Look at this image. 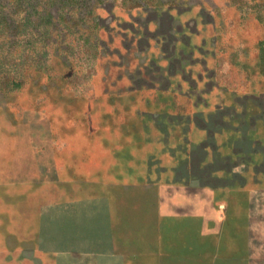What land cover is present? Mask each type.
Wrapping results in <instances>:
<instances>
[{"label":"rangeland","instance_id":"1","mask_svg":"<svg viewBox=\"0 0 264 264\" xmlns=\"http://www.w3.org/2000/svg\"><path fill=\"white\" fill-rule=\"evenodd\" d=\"M133 92L201 131L157 184ZM0 264H264V0H0Z\"/></svg>","mask_w":264,"mask_h":264},{"label":"crops","instance_id":"2","mask_svg":"<svg viewBox=\"0 0 264 264\" xmlns=\"http://www.w3.org/2000/svg\"><path fill=\"white\" fill-rule=\"evenodd\" d=\"M133 93L135 94L128 95L131 101L128 109H132L130 111L131 113L125 115L124 121L120 124V127L124 126V128L129 130L127 136L138 137V139L141 140V145H139V147H131L129 142L121 143L118 151L120 154L114 157L112 166L122 168L120 170L124 178L121 180L123 183H128L129 181V183H133L134 185L155 183L157 180L173 177L175 175L173 168L182 160H188L187 156H189V152L187 149L189 148L190 151V148L196 145L193 143V140L201 131L194 125L191 126L190 122L187 121L186 123L181 121L178 124L175 122L167 123L168 121L163 120L165 119L164 116L162 120H159L157 123L158 126L160 125V128H156L155 122L150 121L148 115L144 112L136 111V105H134V103L137 104L139 101L134 102L132 99L139 94H136L138 92ZM118 105L120 104L118 103ZM116 107L118 108V106ZM127 122L130 123L128 124ZM181 126L182 128L186 127L187 130L183 135V138L186 139L185 142H180V139H175V137L178 138L175 129ZM181 143H184L186 147L184 156H182V153L178 152L177 149L175 151V148L179 147ZM172 151L175 152L173 153ZM69 162V164L67 163L65 165L55 164V173L57 176H60V182L67 179L74 180L78 177L79 165L77 166V160L70 158ZM79 162L80 164H84L86 169L92 167L91 160L87 156L84 163L83 160ZM82 175H84L83 179H86V183H88L89 180L91 182L93 181V172H85ZM96 176L102 179L104 178L102 174H96ZM125 177L127 179H125ZM141 179L145 180V182H142ZM213 193H215V190L211 192V194Z\"/></svg>","mask_w":264,"mask_h":264}]
</instances>
